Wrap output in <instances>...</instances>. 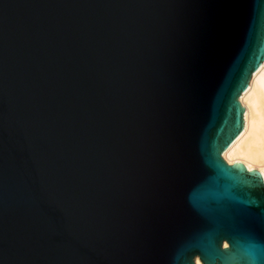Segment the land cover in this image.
<instances>
[{
    "label": "water",
    "instance_id": "95a60500",
    "mask_svg": "<svg viewBox=\"0 0 264 264\" xmlns=\"http://www.w3.org/2000/svg\"><path fill=\"white\" fill-rule=\"evenodd\" d=\"M263 61L264 0H0V264H264Z\"/></svg>",
    "mask_w": 264,
    "mask_h": 264
},
{
    "label": "bare ground",
    "instance_id": "6f19581e",
    "mask_svg": "<svg viewBox=\"0 0 264 264\" xmlns=\"http://www.w3.org/2000/svg\"><path fill=\"white\" fill-rule=\"evenodd\" d=\"M239 101L245 110L244 126L222 157L230 165L239 162L264 176V61L252 74ZM195 263L202 264L198 258Z\"/></svg>",
    "mask_w": 264,
    "mask_h": 264
}]
</instances>
